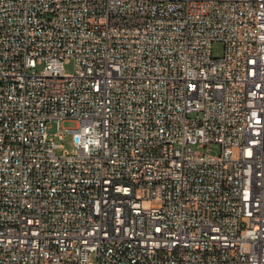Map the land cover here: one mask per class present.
<instances>
[{"label":"built area","instance_id":"1","mask_svg":"<svg viewBox=\"0 0 264 264\" xmlns=\"http://www.w3.org/2000/svg\"><path fill=\"white\" fill-rule=\"evenodd\" d=\"M0 264H264V0H0Z\"/></svg>","mask_w":264,"mask_h":264},{"label":"rangeland","instance_id":"2","mask_svg":"<svg viewBox=\"0 0 264 264\" xmlns=\"http://www.w3.org/2000/svg\"><path fill=\"white\" fill-rule=\"evenodd\" d=\"M222 44L220 42H214L212 44V56H221L222 55ZM64 72L67 74H70L74 72L75 69V62L73 59H69L65 62L64 66ZM192 116H195L194 114ZM77 125V122L72 119H65L61 120L59 123V128H57V123L53 122L50 127L48 128V133L51 134L52 136L53 133L57 132L58 129L60 130L61 133H64V138L61 139L57 135L53 136L54 142L57 144H62L64 149L69 150L71 153L74 152V147L71 143V137L70 135L65 133L66 128H73ZM56 151L59 153L62 150L60 148H57ZM91 259H94V257H91Z\"/></svg>","mask_w":264,"mask_h":264}]
</instances>
